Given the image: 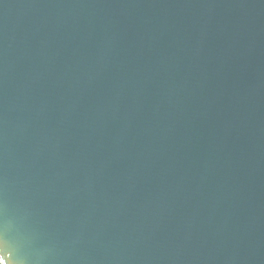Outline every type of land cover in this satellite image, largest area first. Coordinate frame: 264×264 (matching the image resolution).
I'll return each mask as SVG.
<instances>
[{
	"label": "water",
	"instance_id": "water-1",
	"mask_svg": "<svg viewBox=\"0 0 264 264\" xmlns=\"http://www.w3.org/2000/svg\"><path fill=\"white\" fill-rule=\"evenodd\" d=\"M0 264H264V0H0Z\"/></svg>",
	"mask_w": 264,
	"mask_h": 264
}]
</instances>
